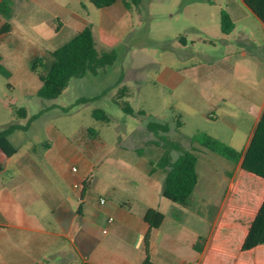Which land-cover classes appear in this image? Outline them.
<instances>
[{
  "label": "crops",
  "instance_id": "1",
  "mask_svg": "<svg viewBox=\"0 0 264 264\" xmlns=\"http://www.w3.org/2000/svg\"><path fill=\"white\" fill-rule=\"evenodd\" d=\"M12 1L11 31L0 35L1 63L9 65L25 59L30 65L32 59L50 55L87 25L92 27L97 46L113 47L121 39L108 28L110 25L129 27L132 11L125 10L120 3L105 8L101 25L95 29L88 20L92 9L83 0ZM242 6L244 11L240 10L233 20L234 29L237 22L252 14ZM4 23L0 16V28ZM261 26L264 32L262 23ZM241 40L251 45L246 32ZM172 49L179 56L189 54L187 42ZM231 55L245 57L246 53ZM262 72L258 79L246 77L245 87L236 79L226 92L215 90V77H200L198 73L182 75L166 69L156 80L171 89L183 85L188 78L203 83L205 91L193 93L189 98L193 105L190 112L205 120L210 117L213 124L223 121V132L214 126L203 131L229 146L234 145L240 127L232 118L218 116L215 108L228 100L245 99L255 116L244 138V150L264 108V63ZM14 123L24 126L15 120L8 126ZM31 125L9 136L17 149L14 155L6 157L0 151V264H142L146 254L152 264H264L257 256L244 259L241 252L243 240L264 199L261 186L264 180L247 175L255 181L251 188L232 180L228 182L231 173L216 168L220 159L194 144L190 148L197 154V184L188 204L179 206L161 194L163 175L152 171L157 161L152 157L153 152L145 157L137 149L135 156L108 155L104 160L101 158L106 145L96 132L88 130L95 137L91 141L79 135L76 142L69 143L53 126L44 128L46 138L40 148L33 145L22 150L11 138L16 132L30 131ZM17 142L20 143L18 139ZM153 144L157 146L156 142ZM80 150L86 154L84 170L72 182L62 172L61 160ZM240 170L237 165L235 171ZM224 182L227 183L223 186ZM95 194L99 195L97 200ZM100 199L105 203L100 204ZM148 210L164 216L156 229H150L144 221ZM108 218L113 219L111 224L107 223ZM146 234L149 235L147 253Z\"/></svg>",
  "mask_w": 264,
  "mask_h": 264
},
{
  "label": "rangeland",
  "instance_id": "2",
  "mask_svg": "<svg viewBox=\"0 0 264 264\" xmlns=\"http://www.w3.org/2000/svg\"><path fill=\"white\" fill-rule=\"evenodd\" d=\"M83 2L92 9L88 20H91L97 29L102 22L103 9H96L90 3L84 0ZM242 5L240 0H141V13L131 11V16L128 17H131L129 27L110 25L108 28L112 35L121 39L120 42L113 47L96 45L98 49L113 48L116 51L117 60L114 65L97 76L71 79L67 88L54 100L38 97L37 89L40 83L37 75L30 70L26 59L13 65L2 63L12 73V77L6 79L0 75V129L15 120L12 111L14 107L23 108L27 119L18 120L23 125L30 117L37 116L38 119L31 122L30 131L16 132L11 138L15 146H20L22 150L33 145L40 148L46 138L44 128L47 126L57 128L69 143L76 142L79 135L91 141L95 137L91 136L88 130H92L106 145L101 158L104 160L108 155L135 156L137 149L145 157H149L150 151L153 152L152 157L157 160L162 150L153 143H160V140L149 133L146 126L151 122L167 123L171 129L167 136L175 139L178 137L175 131L178 115L181 117L183 128L181 127L180 132L183 136L188 137L198 131L204 132L203 130L212 126L223 132V121L213 124L210 117L205 120L190 112L193 105L189 103V98L193 93L205 91L206 86L203 87V83L188 78L183 85L171 89L158 82L156 77L166 69H172L182 75L198 73L200 77H215V90L225 92L230 86H234L236 79L242 87H245L246 77L254 76L258 79L263 74L264 63V32L261 22L253 14H248L247 19L236 23L235 29L233 28L229 35H223L220 30L221 11L235 24V15L240 10L244 11ZM189 25H192L193 29H187ZM245 32L252 41L251 45L241 40V35ZM180 36L187 42V56H179L172 49L181 46L178 41ZM67 40L69 39L64 42ZM243 51L246 53L245 57L231 55ZM196 52L208 58L202 59L196 56ZM50 59V55L43 57L45 64L49 63ZM43 68H39V72H43ZM120 75L124 76V82L114 86ZM122 86L128 88L122 100L128 102L133 109V116L124 114L113 103L118 100V90ZM98 95L96 101L79 103L82 98L88 99ZM257 108L258 106L255 110ZM95 109L104 111L110 121L104 123L95 120L92 117ZM251 111L250 104L241 98L236 101L228 100L215 108L218 116L232 118L233 122L239 125V133L231 146L238 151L243 149L244 138L254 122L255 114ZM182 144L190 148L187 141H182ZM77 153L61 160V170L72 182L77 181L84 170L86 154L81 150ZM211 154L221 161L216 165L217 169L231 173L228 182L232 180L235 184L245 183L249 188L255 186V181L247 178L249 173L235 171L237 165L214 153ZM39 159V163L44 166V161ZM72 166L75 171H72ZM226 183L224 182L223 186ZM261 186L264 187V183ZM98 196L95 194L96 200ZM256 249L248 251L249 253L243 252L242 257L251 260L257 256L259 261H264V245Z\"/></svg>",
  "mask_w": 264,
  "mask_h": 264
},
{
  "label": "trees",
  "instance_id": "3",
  "mask_svg": "<svg viewBox=\"0 0 264 264\" xmlns=\"http://www.w3.org/2000/svg\"><path fill=\"white\" fill-rule=\"evenodd\" d=\"M96 9L109 8L120 3L125 10H135L141 13V0H85ZM252 14L264 25V0H240ZM13 1L3 0L0 2V16L5 23L0 28V35L11 31L13 15ZM234 28L231 18L223 11L220 13V30L223 35H229ZM178 41L181 45L186 43L184 37L180 36ZM51 60L45 64L43 58L36 57L31 60L30 70L37 75L40 83L37 91L38 97L44 100H54L61 95L73 78H84L86 76H97L101 71L111 67L117 60V53L113 48H100L96 46L91 25H87L71 39L50 53ZM43 72H39V68ZM0 75L10 78L9 71L2 65L0 57ZM124 76L120 75L114 86L123 83ZM128 88L122 86L118 92V100L113 103L129 116L134 115L133 109L128 102L122 100ZM99 95L92 98H82L79 103L85 104L98 100ZM119 100H122L119 102ZM15 120L27 119V113L23 108H13ZM92 117L104 123L110 121L109 117L101 109H95ZM37 116L30 117L24 126L11 124L0 131V151L11 157L17 149L10 143L9 136L17 130H26L29 124ZM180 115L177 116L175 131L178 137L169 138L167 134L170 127L167 123L151 122L146 130L155 135L160 143L156 145L161 148L162 154L153 164V172L158 171L163 175L161 194L172 204L186 206L193 194L197 184L196 163L197 154L195 150L183 146L182 141H187L190 146L196 144L200 149L214 153L223 159L238 165L240 169L257 178L264 180V108L255 126L252 137L244 150H236L228 144L209 136L207 133L198 131L190 137L183 136L180 132L182 122ZM91 132V130H90ZM229 176V175H228ZM248 184L240 183V186ZM164 216L155 211L148 210L144 215V221L150 229L158 228L163 222ZM149 235L144 237V246L147 253ZM199 240H202L200 238ZM264 245V199L260 204L250 228L241 245V252H248L258 246ZM89 264V263H84ZM142 264H152L149 256Z\"/></svg>",
  "mask_w": 264,
  "mask_h": 264
},
{
  "label": "built area",
  "instance_id": "4",
  "mask_svg": "<svg viewBox=\"0 0 264 264\" xmlns=\"http://www.w3.org/2000/svg\"><path fill=\"white\" fill-rule=\"evenodd\" d=\"M72 171H75V169H74V168H72ZM74 187H75V188H78L79 186H78V185H74ZM99 202H100V204H104V203H105V200H104V199H100V201H99ZM112 221H113V219H112V218H108V219H107V223H108V224H111V223H112ZM105 232H106V231H104V233H105Z\"/></svg>",
  "mask_w": 264,
  "mask_h": 264
}]
</instances>
